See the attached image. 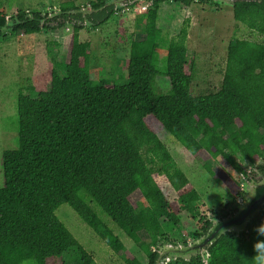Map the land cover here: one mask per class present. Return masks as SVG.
<instances>
[{
  "label": "trees",
  "instance_id": "16d2710c",
  "mask_svg": "<svg viewBox=\"0 0 264 264\" xmlns=\"http://www.w3.org/2000/svg\"><path fill=\"white\" fill-rule=\"evenodd\" d=\"M194 1L174 2L189 7ZM163 2L146 0L150 5L136 16L144 39L128 43L123 85L112 81L93 85L89 44L79 37L85 25L79 14H67L79 9L72 0L61 4L60 14L52 20L20 10L10 18L12 33L27 36L66 24L72 25V32L65 61L53 60L46 71L49 89L21 87L17 95L18 145L2 153L0 264H56L71 251L78 257L76 264H93V257L55 215L62 205H68L112 253H122L125 264H141L97 216L92 209L96 206L138 247L147 264H156L158 249L173 243L168 234L183 215L197 220L201 214L200 195L154 127L170 134L193 158H220L233 173L250 181L264 176V42L231 41L219 88L193 96L194 72L186 58L189 20H185L167 46L162 76L169 92L162 94L155 84L160 75L155 56ZM89 7L94 11L86 19L94 28L116 12L107 0L90 2ZM231 9L235 22L264 37V0L238 2ZM8 20L0 9V38ZM245 166L254 168L251 175ZM203 168L223 185L232 202L242 199L240 184L227 170L215 172L206 163ZM159 178L173 190L174 200L163 193ZM211 225L203 221L200 235L207 234ZM261 225L264 206L246 232L226 233L208 246L206 263L198 256L165 264H264V249L258 253L255 247L264 242L258 232ZM141 233L147 241H142Z\"/></svg>",
  "mask_w": 264,
  "mask_h": 264
},
{
  "label": "rangeland",
  "instance_id": "374dc122",
  "mask_svg": "<svg viewBox=\"0 0 264 264\" xmlns=\"http://www.w3.org/2000/svg\"><path fill=\"white\" fill-rule=\"evenodd\" d=\"M71 0H0V9L6 11L8 28L0 38V188L4 185L2 174V153L17 148V110L16 100L21 87L34 86L38 89H49L46 71L52 61L62 63L66 59L67 45L72 32V25L66 24L55 31L42 30L38 34L23 35L12 33L10 27L17 11L26 13L39 12L41 16L52 20L60 13L61 4ZM79 10L88 9L90 2L98 0H72ZM112 0H107L108 4ZM128 0L126 3L130 4ZM126 4V5H127ZM145 1L137 3L132 8L122 6L116 9L114 16L103 26L94 28L85 25L79 33L81 41L89 44L90 71L93 85L102 81H112L123 85L126 82L124 74L125 61L128 58V43L144 39L140 25L136 21L139 9L149 6ZM231 5L223 3H200L195 0L189 7L174 1H164L159 5L157 26L159 28V49L155 56V66L160 73L156 78V87L160 93L169 92V83L162 76L166 65V52L170 40L175 37L185 20H189L186 40L187 61L193 67L194 78L191 94L200 96L218 89L226 66V53L229 43L235 39L263 43L264 37L249 31L245 26L233 19ZM57 14L52 18L49 16ZM75 15V14H74ZM80 15V14H79ZM81 16V15H80ZM82 18V17H81ZM52 25H56L52 23ZM158 138L166 146L177 166L194 186L200 195L197 207L201 220H192L183 215L180 225L168 234L173 243L163 245L181 246L193 243L200 238V227L203 221L220 220L236 211L242 202L251 182L241 174L233 173L228 166L218 158L216 161L193 158L170 134L154 127ZM206 163L213 171L223 168L238 181L244 192L237 202L227 196L222 184L206 173L203 164ZM254 168L245 166V171L251 175ZM163 193L170 200L176 198L175 193L165 183L158 179ZM97 216L119 237L125 248L133 254L141 264H147L144 254L134 245L99 208L92 206ZM55 215L66 226L79 244L93 257V264H125L122 253L116 255L96 236V234L68 206H60ZM142 241H147L144 233L140 234ZM196 238V239H195ZM162 245V246H163ZM161 246V247H162ZM206 263V256L203 258ZM77 255L71 251L66 253L56 264H76Z\"/></svg>",
  "mask_w": 264,
  "mask_h": 264
},
{
  "label": "water",
  "instance_id": "95a60500",
  "mask_svg": "<svg viewBox=\"0 0 264 264\" xmlns=\"http://www.w3.org/2000/svg\"><path fill=\"white\" fill-rule=\"evenodd\" d=\"M128 0H112L109 5L112 4L115 9L125 6ZM146 0H132L130 4L140 3ZM163 1H175V0H163ZM215 3L229 4L233 6L235 3H261L262 0H210ZM91 7L82 10L68 11L67 14L74 15L80 14L84 25H90V22L86 19L87 15H91ZM60 14V13H58ZM57 14L50 15L49 18L56 16ZM43 22V21H42ZM41 22V23H42ZM9 24L7 23L3 27V31L7 30ZM12 28V24L10 30ZM264 206V176L256 182H251L246 194L236 209V211L220 220H214L207 234L196 239L193 243L188 245H163L158 249L159 257L156 264H165L169 262L181 259L189 262L191 258L201 257L202 259L207 256V247L212 245L217 239L226 233L240 234L246 232L248 223L251 219L256 217L260 209Z\"/></svg>",
  "mask_w": 264,
  "mask_h": 264
},
{
  "label": "clouds",
  "instance_id": "9594fccd",
  "mask_svg": "<svg viewBox=\"0 0 264 264\" xmlns=\"http://www.w3.org/2000/svg\"><path fill=\"white\" fill-rule=\"evenodd\" d=\"M258 232L261 234V235H264V225H261L258 229ZM258 253L261 249H264V242H259L255 245Z\"/></svg>",
  "mask_w": 264,
  "mask_h": 264
},
{
  "label": "built area",
  "instance_id": "2783aa9c",
  "mask_svg": "<svg viewBox=\"0 0 264 264\" xmlns=\"http://www.w3.org/2000/svg\"><path fill=\"white\" fill-rule=\"evenodd\" d=\"M145 10V7H143V8H141V9H139V13H142L143 11Z\"/></svg>",
  "mask_w": 264,
  "mask_h": 264
},
{
  "label": "flooded vegetation",
  "instance_id": "af4514ba",
  "mask_svg": "<svg viewBox=\"0 0 264 264\" xmlns=\"http://www.w3.org/2000/svg\"><path fill=\"white\" fill-rule=\"evenodd\" d=\"M109 5V4H108Z\"/></svg>",
  "mask_w": 264,
  "mask_h": 264
}]
</instances>
